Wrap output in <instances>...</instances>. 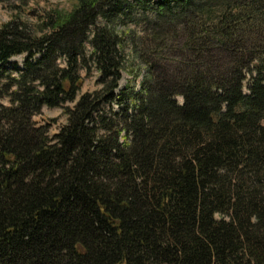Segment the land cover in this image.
I'll return each instance as SVG.
<instances>
[{
  "label": "trees",
  "instance_id": "trees-1",
  "mask_svg": "<svg viewBox=\"0 0 264 264\" xmlns=\"http://www.w3.org/2000/svg\"><path fill=\"white\" fill-rule=\"evenodd\" d=\"M129 22L148 74L118 94ZM39 28L0 25V264H264V0H79ZM74 101L53 136L33 119Z\"/></svg>",
  "mask_w": 264,
  "mask_h": 264
},
{
  "label": "rangeland",
  "instance_id": "rangeland-1",
  "mask_svg": "<svg viewBox=\"0 0 264 264\" xmlns=\"http://www.w3.org/2000/svg\"><path fill=\"white\" fill-rule=\"evenodd\" d=\"M78 3L79 0H6L5 2H0V25L17 19L25 22L30 29L40 30L39 26L43 23L45 14L50 10H59L63 13H67L72 11ZM139 14L140 11H138L136 15L138 16ZM149 14H152V11H149ZM145 28L143 23L134 24L132 22L118 26L119 30H124L127 34L122 44V51L125 59L122 68V78L116 90L118 94L125 89H135L136 91H141L143 89V82L148 74V66L137 58L134 52V44L131 40L136 36V39L138 38L137 40H139L141 44L147 43L145 39L147 37L144 31ZM87 46L89 50H92L90 44H87ZM24 59L25 54H21L14 56L12 61L22 66L24 64ZM59 63L61 66L67 65L63 57L59 59ZM88 67H90V69L84 68L81 70L83 85L77 98L86 92H93L102 88L103 84L100 82L99 70L96 69L92 61H89ZM178 100L181 102L182 98L178 97ZM1 102L8 105L9 96H4ZM75 103L76 101L67 102L63 107H48L45 105L41 113L35 115L33 119L38 125H46L49 134L53 136L67 123L68 115L66 113V108H72ZM113 107L115 111H120L121 106L118 103L114 102ZM262 123L264 124V120ZM121 141H125L123 137ZM121 264H126V262H122Z\"/></svg>",
  "mask_w": 264,
  "mask_h": 264
}]
</instances>
